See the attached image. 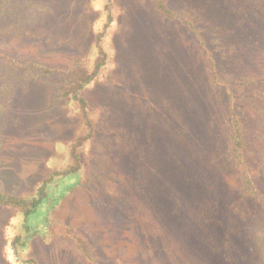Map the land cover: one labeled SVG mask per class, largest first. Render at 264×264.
I'll return each instance as SVG.
<instances>
[{
  "label": "rangeland",
  "instance_id": "obj_1",
  "mask_svg": "<svg viewBox=\"0 0 264 264\" xmlns=\"http://www.w3.org/2000/svg\"><path fill=\"white\" fill-rule=\"evenodd\" d=\"M89 1L0 0V79L6 78L0 81L3 190L30 189L52 160H64L60 144L81 130L78 115L61 107L57 74L43 75L32 67L27 71L36 78H31L19 68L29 60L39 69L63 72L73 55L84 52L98 16ZM167 2L196 15L226 78L263 76L264 17L254 16L243 0ZM113 4L115 67L83 91L97 113L87 157L92 180L70 193L54 216L85 236L98 263L164 264L168 259L158 258L165 256L164 249L173 256L180 250L204 251L219 229L208 203L210 181L194 159L206 145L183 135L192 119L200 121L210 111V100L201 98L198 85L206 64L185 28L161 18L147 0ZM125 207L139 213L131 218L133 225L126 222ZM11 214L0 208V229ZM155 226L165 229L168 240L153 242L159 234ZM2 244L0 234V254ZM157 248L162 254H156ZM28 257L38 264H91L61 240L46 244L35 238ZM0 264L8 263L0 256Z\"/></svg>",
  "mask_w": 264,
  "mask_h": 264
},
{
  "label": "trees",
  "instance_id": "obj_2",
  "mask_svg": "<svg viewBox=\"0 0 264 264\" xmlns=\"http://www.w3.org/2000/svg\"><path fill=\"white\" fill-rule=\"evenodd\" d=\"M92 1L88 6L94 12L98 11V16L89 28V44L84 52L73 55L63 72L39 69L29 60L19 68L25 73L32 67L43 75L56 73L60 80L57 94L61 107L78 115L81 130L65 145L60 144L64 160H52L47 174L30 189L15 194L0 188V208L12 213L0 229L3 240L0 256L8 264H38L28 257L35 238L46 244L57 240L68 242L91 264H101L85 236L69 225L59 223L54 216V211L70 193L92 180L87 172L91 169L87 157L88 147L97 133V113L83 91L92 82L103 79L106 70L115 67L113 42L118 29L117 11H113V0ZM147 1L161 18L185 28L197 43L206 64L204 77L200 75L204 80L199 78L198 85L201 98L210 100V111L200 121L192 119L183 135L206 145L194 159H198L203 175L210 181L208 188L212 195L208 203L215 210L213 221L219 228L204 251L186 254L179 249L180 252L173 256L174 252L160 246L164 250L157 248L155 252L162 254L163 250L165 256L158 258L168 259L164 264H264V74L261 77L242 74L226 78L214 61L213 43L201 33L204 28H200L190 9H172L167 0ZM243 2L254 16L264 17V0ZM27 75L36 78L29 72ZM5 80V76L0 79L3 83ZM137 111L132 112L136 127ZM110 178L115 180V177ZM117 180L124 188L123 179ZM125 209L129 213L126 222L133 225L131 218L139 213L135 214L136 211H130L128 207ZM156 228L159 234L153 236V242L159 239L157 244H160L168 240L163 234L165 229Z\"/></svg>",
  "mask_w": 264,
  "mask_h": 264
}]
</instances>
